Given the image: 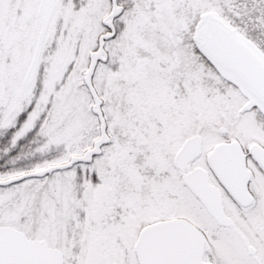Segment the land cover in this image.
<instances>
[{
	"label": "rangeland",
	"instance_id": "1",
	"mask_svg": "<svg viewBox=\"0 0 264 264\" xmlns=\"http://www.w3.org/2000/svg\"><path fill=\"white\" fill-rule=\"evenodd\" d=\"M55 1L35 86L48 103L40 110L39 137L24 143L20 170L66 162L91 147L100 133L83 82L112 2ZM121 1L126 8L116 20L117 35L107 41L108 60L98 64L93 77L104 100L111 142L91 163L79 162L9 186V222L33 235H49L62 248L68 245V264H123L136 262L129 251L131 234L152 222L182 217L203 230L206 256L215 264H251L241 238L232 229L216 226L172 160L182 141L194 133L203 136L206 153L193 165L206 168L209 149L229 138L221 126L242 142L258 134L249 125L250 113L236 116L238 88L227 69L217 65L216 71L203 61L195 34L208 11L226 13L232 21L240 13L242 33L248 24L247 30L256 34L255 24L264 22V0ZM40 2L0 0V33L4 19L14 17L19 5L33 11ZM33 37L31 29L23 51L26 66L36 44L37 35ZM27 91L21 83L13 97ZM14 153L0 159V166H14ZM223 201L232 211L230 197L224 195ZM259 202L264 203V195ZM17 205L22 206L14 211ZM68 236L73 238L66 244Z\"/></svg>",
	"mask_w": 264,
	"mask_h": 264
},
{
	"label": "water",
	"instance_id": "2",
	"mask_svg": "<svg viewBox=\"0 0 264 264\" xmlns=\"http://www.w3.org/2000/svg\"><path fill=\"white\" fill-rule=\"evenodd\" d=\"M112 1V9L102 22L110 29L98 38V47L90 53V62L84 73V82L93 98V112L100 122L99 137L93 145L82 154H74L69 160L52 164L45 168L1 180L0 184H10L30 177H43L56 170L72 167L79 162H91L103 151V145L111 141L107 132V122L102 109L103 99L93 84V76L99 61H106L108 53L106 40L115 34L114 18L121 11L117 0ZM56 7L55 0H41V31L37 43L32 67L28 77L36 72L45 34L52 13ZM197 43L213 60L234 73L264 103V61L250 48L238 31L223 17L214 12L201 15L195 34ZM220 130L225 132V127ZM203 136L195 133L177 150L173 158L174 166L182 173V181L199 198L203 205L218 223L227 225L229 217L224 212L222 195L216 183L210 181L208 170L196 166L187 171L188 165L203 152ZM251 152L264 165V149L253 145ZM209 164L224 187L236 198L244 201L250 197L247 183L251 175L242 146L236 140L220 142L208 155ZM45 242L28 237L26 232L13 226L0 227V264H39V257ZM135 253L139 264H207L204 260L206 236L201 228L192 221L182 218H170L156 221L145 226L135 241ZM56 252V261L51 264H63L64 258L60 249ZM53 256V254H51ZM49 264V262H46Z\"/></svg>",
	"mask_w": 264,
	"mask_h": 264
},
{
	"label": "flooded vegetation",
	"instance_id": "3",
	"mask_svg": "<svg viewBox=\"0 0 264 264\" xmlns=\"http://www.w3.org/2000/svg\"><path fill=\"white\" fill-rule=\"evenodd\" d=\"M24 2L23 4H25ZM117 3L120 6L121 11L114 18L115 34L112 38L117 35L116 20L122 15L126 8L125 2L117 0ZM261 4L264 6V1ZM39 7L40 4L36 6L33 11H29L24 5H19L17 8L18 11L16 13L19 15L18 18L15 16L16 14L13 15L14 17L10 19L5 18L4 23L6 24L3 26V31L0 33L2 47L0 50L1 162L5 159H8L10 155L15 154L14 152H17L14 166L7 165V163H5L6 166H0V168L5 169L4 171L2 169L0 170V181L23 174L25 172L36 170H31L29 169V167H25V169L24 167H21L22 169L20 170L18 169V167L20 166L19 158L25 155L23 150L24 143L31 138L36 140L39 137V135L37 134V124L40 121V110L42 106H46L48 103V101L41 100L39 89L35 87L38 81L37 76H39L40 58L38 61L36 72L31 78L28 77L29 70L32 67L33 63V55H35L37 47L36 45L38 43L41 31V14L39 13ZM36 18L38 21H36ZM103 25L105 26V30L103 33L110 30L104 23ZM255 25L257 31L256 34H251L249 30H247L250 26L247 24V27L245 29L246 32L242 33L241 36L243 37L245 43L254 50V52L259 56L260 59L264 61V22H259ZM31 29L34 35L33 38L35 39L36 35L37 37L33 54L26 66L25 62L23 61V51L25 50V45L28 42L29 32L31 31ZM228 74L232 78L230 80L235 83V85L238 87L237 90H239L238 92L240 93V95L237 93V96H239L240 104L237 105L238 110L236 116L239 117L243 114L250 113L251 120L249 125L251 126V128H257L258 134H250V138H247L246 142H242L237 136L233 137L232 135H230V131L227 127L224 134H228L229 138L227 137L228 139H224L219 142H231L236 140L242 146L246 157L248 170H250L251 172V175L248 179L249 181L247 183L250 197H247V199H245L244 201L236 200V198L224 187V185L215 175L214 171L212 169H209L208 172L210 175V181L214 184L216 183L222 195L223 209L227 217H229L227 225L218 223V221L210 213H208L206 207L203 204L202 205L206 210V213L209 214L217 227L232 229L238 239L241 238V243L247 251V255L251 264H264V244L260 243L262 240L261 236L264 237V203L259 202L260 198L264 195V165L258 159H256L255 155L251 152V148L253 145H259L264 149V141L261 138V136L264 137V103L260 99L255 97L252 91L242 81H240L234 73H230V71H228ZM21 83H23V85L27 87V95L25 93H20V97L18 96L17 98H14V90L18 88ZM84 85L88 89L87 85ZM12 100H14L13 104ZM25 153L27 154L28 152L25 151ZM194 163L198 162H196L195 160L194 162L192 161L188 165L187 170H191L192 168L198 166L193 165ZM177 171L179 172V176L182 180L183 173L179 170ZM2 175L6 176L1 177ZM22 181L23 180H19L10 184H0V227L10 225L26 232L28 237L38 240V243L39 241H44L45 244L42 248L44 255L39 257V264H47L46 262H49V264H51L52 258L55 262L56 252H54L53 249L57 248L60 249L63 255V264H68V256L66 255V251H64L68 245H65L64 248H62L61 245L57 243L56 239L49 235H33L20 227H16L14 223L11 224V222H9L10 197L7 191L9 186ZM224 195L230 197L233 209L232 211L226 209L223 201ZM20 206L22 205L13 206V210L18 211L20 209ZM4 221L6 222L4 223ZM131 236L132 243L129 251L132 257L136 259V247L134 240L136 239L137 234H131ZM72 238V236H68L66 244H69ZM207 242L208 239L206 237V245ZM258 248L261 250L260 252H262L263 256H261L260 253L258 254ZM51 254H53V256ZM204 260L207 262V264H215L213 261H211V259L207 258L206 250ZM123 264L138 263L127 262Z\"/></svg>",
	"mask_w": 264,
	"mask_h": 264
},
{
	"label": "trees",
	"instance_id": "4",
	"mask_svg": "<svg viewBox=\"0 0 264 264\" xmlns=\"http://www.w3.org/2000/svg\"><path fill=\"white\" fill-rule=\"evenodd\" d=\"M220 16L224 17L228 22H230L232 24V26H234L240 33H242V26H241V21H240V17H241L240 13H238L237 16L235 17L236 18L235 21H232L231 18L226 13H223V14L220 13ZM196 49H197V52L200 54L201 58L203 59V61L206 62V64H208L209 67H213L214 69H216V71H219V68H218L217 64L214 62V60L212 58H210V55L206 51H204L202 48H200L198 46L196 47ZM238 94L240 95L239 92H238ZM205 117L206 116H202V119L205 118Z\"/></svg>",
	"mask_w": 264,
	"mask_h": 264
}]
</instances>
